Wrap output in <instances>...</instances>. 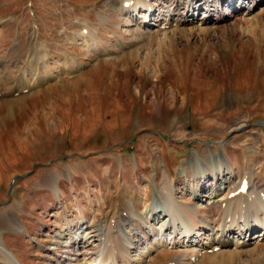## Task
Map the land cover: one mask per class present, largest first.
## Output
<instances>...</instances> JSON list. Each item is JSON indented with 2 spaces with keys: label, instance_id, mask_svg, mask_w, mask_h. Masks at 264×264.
I'll list each match as a JSON object with an SVG mask.
<instances>
[{
  "label": "rangeland",
  "instance_id": "374dc122",
  "mask_svg": "<svg viewBox=\"0 0 264 264\" xmlns=\"http://www.w3.org/2000/svg\"><path fill=\"white\" fill-rule=\"evenodd\" d=\"M123 1L0 0V264H68L70 237L94 259L128 207L136 259L166 224L150 214L163 175L201 222L245 172L264 182V2L141 34L112 10ZM226 255L200 264H264V240Z\"/></svg>",
  "mask_w": 264,
  "mask_h": 264
},
{
  "label": "bare ground",
  "instance_id": "6f19581e",
  "mask_svg": "<svg viewBox=\"0 0 264 264\" xmlns=\"http://www.w3.org/2000/svg\"><path fill=\"white\" fill-rule=\"evenodd\" d=\"M130 1L125 0L119 5L114 2L113 4L116 3L117 7L112 6V10H119L121 14L127 17L129 21L127 25H133L132 31H138L141 34L150 33L152 27L160 29L164 24L175 23L176 25L187 26L194 21L216 24L227 19L232 12L233 14L235 12L240 14L243 10H248L247 13L250 14V4L257 7L260 5V1L264 2V0H246L247 5L244 6L241 3L243 1H241L238 5H233L230 10L231 13H229V9L223 8L218 0H182L183 2L179 0L174 3L171 10L168 9L162 13L161 7H159L158 13H155L156 4H154V0L153 2L151 0H132V3H129ZM150 6L154 8L153 12H148L147 9ZM196 14L197 16L194 18ZM198 16L200 17L197 18ZM147 17H149L148 22H146ZM87 26L86 23L85 28ZM246 177L250 183L249 193L227 195L218 204L219 220L215 221L212 216L208 215L205 216L204 222H201L195 209L187 206L182 207L175 203L172 182L166 175H163L161 188L164 191L163 204L158 203L155 210L150 211V214H158L157 219L160 216L165 217L164 224H166L161 227L160 233L151 242H147L146 239L143 240L146 243L144 244L145 249L138 253L136 259H132L129 255L131 240L121 228L122 221L130 222L131 220V209L129 210L128 207L125 209L126 215L115 214L108 226L98 228L99 246L96 248L98 254L94 259L87 258L84 253L80 254L81 258H79L75 253L79 242L74 240L76 238L70 237L69 241L72 242L70 245H73L75 251L71 253L66 245L67 257L61 263L67 261L65 263L70 264L73 259L76 262L90 261L91 264H142L145 259L151 263L152 258L154 259L157 253L167 251L168 247L173 245L180 246V248L184 247V250L189 249L190 254L185 257L187 253L180 252L172 259L166 260L164 264H171L168 262H173V264H200L205 258L215 257L218 253H226V256L232 260L233 255L240 256L250 243L264 240V182L260 177H255L248 172L241 177L240 182ZM240 182L237 189L240 187ZM212 204L213 202L209 205L212 206ZM211 206L207 207L206 212L210 211ZM151 228L153 227L151 226ZM83 232L84 230H81L80 234L84 235ZM127 241L129 245L126 244ZM214 247L217 249L214 250ZM154 251H156L155 255L152 253ZM191 256L196 258L192 260ZM58 261L61 259L58 258Z\"/></svg>",
  "mask_w": 264,
  "mask_h": 264
}]
</instances>
